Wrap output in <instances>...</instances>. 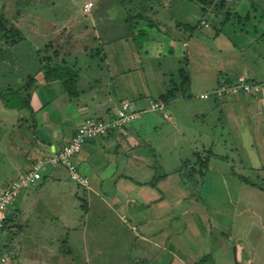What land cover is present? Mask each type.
Masks as SVG:
<instances>
[{"label": "rangeland", "instance_id": "rangeland-1", "mask_svg": "<svg viewBox=\"0 0 264 264\" xmlns=\"http://www.w3.org/2000/svg\"><path fill=\"white\" fill-rule=\"evenodd\" d=\"M166 1L127 0L122 4L120 0H0V20L14 24L23 37L15 44L0 30V82L16 87L19 77L29 74L40 76L39 57L55 56V51L60 53L62 48L74 51L77 53L75 56H79V64L87 61L93 72L104 76L108 72L103 70L102 54L107 51L108 54L112 49L114 53L116 47L124 66L131 68L119 81L118 85H122L118 92L124 97L126 91L125 96L129 99L140 101L141 90H149V95L143 98L146 112L135 124L142 123L143 128H148L144 132L145 139L149 141L145 149L150 152L153 148L152 172L158 176L172 173L183 164L181 173H188L190 167L184 166L183 162L193 149L203 159H209L205 177L199 174L191 181L194 192L189 200L192 207L196 205L199 209L190 208L189 213L183 214L179 209L170 208L168 215L156 219L170 220L169 225L174 230V234L162 241V246L175 252L172 245L177 244V249L187 257L197 254L198 242L190 239L189 233H177L175 227L179 225L172 224L173 220L196 219L216 220L227 227L232 223H243L244 231L236 226L234 233L239 232L244 240L247 238L254 245L256 237L249 230L264 220V193L252 194L250 187L245 186V178L247 182L264 187L263 96L258 97L257 102H261L255 104L243 94L224 95L226 97L218 103L214 97L202 99L200 95L204 91H212L217 81L227 75L233 78L247 73L248 82L264 84V0H207L205 5L209 13L203 17L210 24H200L198 34L194 36L174 27V23L197 24V15L201 14L204 0H170L169 7L164 5ZM87 2L94 3L89 12L84 11ZM151 4L156 13L145 10L144 14L155 25L138 20L135 28H131L132 22H127V18L135 16V21L144 7ZM228 9L236 10L241 17L232 15L226 19ZM247 12L252 15L249 21H245ZM214 15L222 17V23L219 24ZM96 36L113 43L107 42L102 51L94 40ZM185 41L189 42V47L183 46ZM171 46L174 51L169 53ZM84 47L95 55L87 57L83 53ZM58 56L54 57L57 61L60 60ZM187 57L190 58L189 66ZM98 64L102 68L96 71ZM182 67L190 70V96L172 100L164 110L170 120H165L160 112L151 111L150 99H157V92L168 88L169 81L178 77ZM3 73L6 77L5 74L2 77ZM83 73L86 74L85 71ZM25 80L27 82L29 78ZM5 84L0 88L4 89ZM155 120H161L163 124L153 123ZM153 125L158 127H150ZM7 133L11 136L9 131ZM140 135L143 136L142 133ZM192 161L195 162L196 158ZM257 165L262 167L252 168ZM169 180L171 186H176L177 178L172 176ZM203 182L204 187L200 190ZM167 183L168 180L164 186ZM70 184L73 189L78 188L74 196L65 198L57 194L58 201L53 197L50 199L52 204L44 208L45 214L52 216L47 220H54L51 226L56 234L41 237L40 241L20 242L23 248L20 264H158L162 254H167V250L163 251L154 242L144 241L138 236L141 230L131 228L133 219L130 213L118 209L111 202L106 205L97 199L87 205L84 202L87 191ZM172 188L178 189L177 186ZM177 191L172 189L170 192L179 194V189ZM144 211L149 215L152 212L146 208ZM194 213L196 219L193 218ZM10 217L13 218V214ZM166 224L168 222L162 225ZM48 237L53 240L48 241ZM184 238L192 241L184 242ZM218 242L220 244H214L213 249L219 264H237L234 241L226 238V242ZM260 244L257 260L264 264L263 241ZM9 255L12 258V254ZM204 263L213 264L207 259Z\"/></svg>", "mask_w": 264, "mask_h": 264}, {"label": "crops", "instance_id": "crops-1", "mask_svg": "<svg viewBox=\"0 0 264 264\" xmlns=\"http://www.w3.org/2000/svg\"><path fill=\"white\" fill-rule=\"evenodd\" d=\"M193 4L196 6V3L193 2ZM164 5L169 7L170 0L166 1ZM200 10L201 14L197 15L199 17L196 21L201 25H206V22L209 21L203 17L204 14L201 7ZM171 14L173 15V12ZM214 16L219 24L222 23V17L219 15ZM197 17L195 16V18ZM200 17L201 19H199ZM172 21L171 19V23ZM179 24L177 22L174 23V27L180 30ZM182 24L196 25L189 22ZM199 28L194 32L189 31L191 36L197 35L200 30ZM162 32L165 33L164 31ZM218 32L216 37L219 34ZM165 34L168 35L169 32ZM94 40H97L96 43H98L99 49H102V51L105 49L104 45L107 42L109 44L113 43L112 40H105L101 36H96ZM152 40L155 41L154 39ZM171 41H176V39H171ZM151 43L153 46L155 45V43ZM183 46L189 47V42L185 41ZM83 49L84 51L82 49L81 51L87 57L95 55L89 51V48L84 47ZM116 50L117 48L115 47L114 53L112 49L108 54V51L102 54L104 55L102 57L104 61L102 62L105 67L103 70H107L108 72L104 76L98 75L95 71L93 72L92 66L87 61L84 64H79V56H75L77 53L75 54L74 51L71 52L67 48H62L59 51L60 58L67 60V64L79 72V81L77 83L79 94L76 97H71L65 91L60 81H45L43 72L41 71V63L38 70L40 76L35 75V81L30 82L31 85L28 91H25L23 87L29 82H26L25 79L29 78L32 74L19 77L16 87H12L13 85L9 83L5 84L3 81L0 82V87L5 84L4 89L0 88V93L11 92L21 88L20 91L25 97L27 93L30 94L31 107L33 109V111L26 108L20 110L9 109L5 107L3 101H0V192L11 181L18 179L31 169L38 161L48 158L66 145L85 119H110L122 107L123 102H131L134 111L137 113L136 118L123 128L113 130L104 136L88 139L84 143L81 152L75 160L80 173L88 178V185H81L71 180L64 166L49 165L48 168L42 171V178L39 182L21 191L11 211L8 212V221L5 228L0 232V258L5 259L4 262L1 260L0 264L21 263L20 259L23 248L20 242L40 241L41 237H46L51 233L56 234V230L51 226V222L54 220H47L52 216L48 213L45 214L44 208L47 209L52 204L50 199H53V197L58 201V195L65 196V198H67V195H70V198L74 196L78 188L76 190L75 188L73 189L70 183H74L77 187H83L87 191L86 200H84L87 205H90L94 199H97V201L101 200L106 205L109 204L108 202H111L118 209L130 213L133 219L131 220L133 222L131 228L133 230L140 228L141 230L138 236L144 241L154 242L163 251L167 250V254H162L163 257L159 258L158 264H205L206 259L212 261L213 264H219L213 247L214 244L216 246L217 243L220 244L218 240L226 242V238L227 240H233L235 243L233 247L236 252L234 257L237 264H261L257 260L258 253L256 252L257 248L262 245L260 243L262 241L264 243V220H261L253 228L250 227L249 232L256 237L253 245L247 241V238L244 240L242 238L243 235L239 234V232H237L238 234L234 233L236 226H239L238 228L244 231L245 224L232 223L231 227H227L226 224L216 220L196 219V214L194 213L193 218L196 220H173L175 222L172 224L179 225L177 227L174 226L178 230L177 233L182 235L189 233L190 239H195L194 241L198 242L199 247L198 251H196L198 253H193V255L191 254L187 257L177 249L179 247L177 244L172 245L176 250L175 252H171L166 246H162V241L174 234V230H172L171 224L169 225L170 220L156 219H162L168 215L170 208L179 209L184 212L183 214H187L190 212V208L199 209V207L195 203V206L192 207L189 200L194 191L191 186L192 182L187 183L184 175L181 173L183 164L172 173H164L158 176L152 172L154 169L151 160L152 155H154L152 152L153 148L150 149V152L145 149V145L149 141L145 139L144 132H147L148 128H143L142 123L135 124V121L146 112L143 98L149 95V90H141L143 91V95L140 93V101L129 99V97L125 96L127 94L126 91L124 92V97L122 93L118 92L122 85V83L119 85L118 83L126 77L128 73L127 69L130 67L126 68L124 66L123 59L119 57V52H116ZM173 51L174 49L171 46L169 53ZM98 52L100 51L98 50ZM147 52L149 53L150 51ZM188 59L189 66L190 58ZM101 66L98 64L96 71L101 69ZM4 74L2 77H4ZM243 75H246L248 78L247 73L239 74L233 78L228 75L222 76V80L219 79L217 81V85L213 87L212 91L222 83L233 84ZM262 86V90L258 94H245V92H241L228 95L243 94L248 97L249 101L255 104H259L262 101V107H264V84ZM167 89H163L161 92L158 91V98L153 99L152 97L150 102L162 103L164 105L162 109L151 111L160 112L165 120H170V117L164 112L168 105H170V102L165 103L160 99V96ZM2 90L4 91L2 92ZM210 92L204 91V93ZM261 96L263 98L260 102H257L256 99ZM48 97H52L49 99V102L46 101ZM222 97H219L220 99L215 98L216 103L223 100L226 96ZM152 122L158 125L163 124L161 120ZM154 126L158 127L157 125L150 127ZM137 129L141 132L137 131ZM8 131L11 136L8 135ZM141 133L143 136L140 135ZM157 144L159 145V143ZM10 146L12 152L10 151ZM193 150L192 154L186 157V160L195 159L193 154L197 151L193 152ZM81 166H83V170ZM257 166L252 168L257 170V168L260 169L262 167L260 165ZM172 176L177 178L176 186L179 189V194L172 192L174 194L172 195L170 192L172 189L178 190L177 188H172L176 186L169 184V178ZM155 178L158 179L156 184L153 183ZM167 180L168 183L164 186ZM245 186L250 187L248 189L252 194L263 195L264 193V187L251 181H245ZM203 187L204 182L200 190ZM108 194H111V197L108 198ZM145 208L152 210L150 215L149 213H145ZM11 214H13V218L10 217ZM54 216L56 217L57 215ZM124 221H127V219L125 218ZM164 222H168V224L162 225ZM151 236H157V238ZM254 236H252L253 240ZM46 239L48 241L53 240L50 237ZM185 240H188V238L183 239L184 242ZM221 244L226 245L225 243ZM10 253L12 254V258L9 255ZM214 257L215 259H213Z\"/></svg>", "mask_w": 264, "mask_h": 264}, {"label": "built area", "instance_id": "built-area-1", "mask_svg": "<svg viewBox=\"0 0 264 264\" xmlns=\"http://www.w3.org/2000/svg\"><path fill=\"white\" fill-rule=\"evenodd\" d=\"M93 2H87L84 5L86 12L90 11L93 7ZM246 76H241L233 84H220L215 90L210 93L202 94L203 99L209 97L219 98L227 94L234 93H255L262 90V85L254 84L247 81ZM162 103H152L151 109H162ZM137 116L136 111L133 109L131 102H123L122 107L110 119H95L87 118L78 127L71 140L64 145L59 151L53 153L51 156L44 160L38 161L31 169L21 175L18 179L11 181L0 192V232L6 226L8 218L9 207L18 198L21 191L35 185L42 178V171L49 165L64 166L69 174V177L74 182L81 185H88V178L84 177L76 164V157L81 152L84 143L91 138L107 135L109 132L121 129L125 125L132 122ZM4 262L5 259L1 258Z\"/></svg>", "mask_w": 264, "mask_h": 264}, {"label": "trees", "instance_id": "trees-1", "mask_svg": "<svg viewBox=\"0 0 264 264\" xmlns=\"http://www.w3.org/2000/svg\"><path fill=\"white\" fill-rule=\"evenodd\" d=\"M122 4H125L127 0H120ZM132 1V0H130ZM135 1V0H133ZM144 2H148L150 0H142ZM207 0H204L201 5V9L203 14H207L208 10L206 8L205 3ZM146 4V3H145ZM145 10L151 11L153 14L156 13V9L154 10V5H150L149 7H144L142 12L138 14L134 21V17L129 16L127 18V22L130 23L131 28H135L136 24L138 23V20H144L149 21V25H155L154 21L149 20V18L144 14ZM240 16L237 11L228 9L226 19H229L230 16ZM252 18V15L250 12H247L245 14V21H249ZM200 26V23L196 25L192 24H182L180 23L178 25L179 28L185 31H196ZM0 30H3L6 37L9 38L13 43H17L22 40V32L19 28H17L14 24H10L7 20H0ZM142 32V31H141ZM55 51V50H54ZM54 55L57 57L60 55V53H57L55 51ZM55 56H41L39 57V61L42 65L41 71L43 72V78L47 82L52 81H60L65 89V91L71 96L76 97L79 94L77 83L79 81V72L74 67L68 65V61L65 59H61L60 56H58L59 61H57L54 57ZM249 80V79H248ZM35 81V75L29 76V82L24 85V90L28 91V88L30 87V82L32 83ZM190 86H191V76L189 71L182 67L179 69L178 77L174 80L169 81V87L167 91L160 96V99L165 102L169 103L172 100H175L178 97H187L190 96ZM21 89V88H20ZM20 89L13 90L11 92L6 93H0V98L2 99L5 107L9 109H29L30 111H33L31 107V101H30V94L27 93L26 97L23 95V93L20 91ZM196 161H185L184 166L190 167V170L188 173H184L185 179L187 178L186 182L193 181L194 177H197L199 174L202 175V177H205V171L208 168L209 159H203L201 154L196 153L195 154ZM186 175V176H185ZM158 181L157 178L153 180V183L156 184ZM245 181L246 178H245ZM8 218L6 220L7 224ZM206 259V258H205ZM1 261V258H0ZM204 261V260H203Z\"/></svg>", "mask_w": 264, "mask_h": 264}]
</instances>
